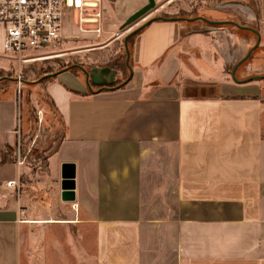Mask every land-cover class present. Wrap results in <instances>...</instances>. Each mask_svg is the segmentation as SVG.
Listing matches in <instances>:
<instances>
[{"label":"crops","instance_id":"0c3cea01","mask_svg":"<svg viewBox=\"0 0 264 264\" xmlns=\"http://www.w3.org/2000/svg\"><path fill=\"white\" fill-rule=\"evenodd\" d=\"M119 2L105 0L93 48L121 40L117 29L148 0L122 22ZM195 2L189 18L219 22H149L120 86L102 88L116 75L107 66L91 82L69 69L44 86L63 132L28 184L22 160L0 166V264H264V0ZM246 27L259 31L257 47ZM22 135L21 97L0 87V153L20 152Z\"/></svg>","mask_w":264,"mask_h":264},{"label":"rangeland","instance_id":"374dc122","mask_svg":"<svg viewBox=\"0 0 264 264\" xmlns=\"http://www.w3.org/2000/svg\"><path fill=\"white\" fill-rule=\"evenodd\" d=\"M110 1L106 0L108 7H111ZM118 1L120 2L117 4L116 10L114 9L113 12L115 13V19H118L120 22H122L121 20H123L125 14L133 9L138 0ZM178 3L180 9L177 11L172 7L162 10L155 9L154 11H151L146 17L139 19L131 25L125 26L123 28L120 26L117 29V33L123 34V37H121V42L116 44L113 47V50L104 53V55H106V57L121 55V53L124 52L122 43L125 39V36L132 30L145 23L144 20L149 16H176L179 14L180 10H183L186 14H190V11L193 9H191V7H195L197 4L195 0H178ZM129 17H127V19ZM127 19H125L123 22L125 23ZM61 33L63 38L71 36H79L80 38L63 41L55 46H47L42 49H33L21 56L5 55L0 58V87L6 89H16L17 95L21 97L23 111L22 136L24 138L21 140L20 152L15 151V154L13 152V155L15 156L16 161L19 159L24 163L23 167L25 170L23 174L25 177V182L38 177L39 174L44 173L47 168L48 157L55 150L63 132L62 119L57 112L54 113L53 110H51L50 103H48L49 100L43 96V89L47 84L46 79L51 77L50 75L53 73L59 71V68L67 63H75L77 60H83L82 62H84V64L92 65L94 58L91 56L87 57L85 54L88 53L89 49L93 48V46H98L95 43L101 40L98 38L99 35L95 33L78 32L76 27L73 25L70 15H65ZM107 36L109 35L102 37L104 41L98 44H105V42H107ZM73 55H77V58H74ZM57 56L61 57L63 60H61L62 63L55 62ZM71 56L72 58H70ZM101 57H103V54ZM22 59L27 60L23 61ZM98 59L101 60L100 57H98ZM102 65L99 64L96 66L99 67ZM18 75H21L22 80L21 92L18 91L17 86ZM24 78L26 80H24ZM27 79L30 81V84H27ZM235 79H237V76H235ZM31 106L36 110L35 116L37 120L34 119V117L29 119L28 109Z\"/></svg>","mask_w":264,"mask_h":264},{"label":"built area","instance_id":"2783aa9c","mask_svg":"<svg viewBox=\"0 0 264 264\" xmlns=\"http://www.w3.org/2000/svg\"><path fill=\"white\" fill-rule=\"evenodd\" d=\"M105 14V0H0V22L6 28L4 51L21 56L33 49L79 39V36L62 37L65 15L71 16L78 32H91L100 37ZM17 86L21 92V75H18ZM14 183L10 181L8 185Z\"/></svg>","mask_w":264,"mask_h":264},{"label":"trees","instance_id":"16d2710c","mask_svg":"<svg viewBox=\"0 0 264 264\" xmlns=\"http://www.w3.org/2000/svg\"><path fill=\"white\" fill-rule=\"evenodd\" d=\"M188 15H189L188 13L186 14V13H184L183 10H180L179 14L176 15V16L177 17H184V16H188ZM139 32H141V30ZM137 34L129 37L128 44H129L130 51H131L132 44H133L134 39L137 36ZM119 42H121V40L114 42L113 46H111V47H107V48H104V49H98V50H94V51L91 50L88 53H86L85 55L87 57L91 56L92 58H94L93 62H92V65H86V64H84V62H82L83 60H77V62H75V63L64 64L61 68H59V70H62L64 68H66L67 66L73 65V64H81L82 66H84L86 68H92V69L93 68H97L98 66H96V65L104 64L102 66L110 67V68H112V69H114L116 71V75L114 77V80H113V82L110 85H117V84L123 82L129 76V73H130V70H129V68L127 66V63H126L127 54H126V51H125L126 49H125L124 41L122 43V45H123L122 47L124 48V50H123L124 52L121 53V55L111 56V54H110L111 57H106V55H104V53L113 50V47L116 44H119ZM110 53H112V52H110ZM102 54H103V57H101ZM73 56H74V58H77V55H73ZM98 57H100L101 60L98 59ZM56 58L57 59H55V62L62 63L63 60L61 59V57H56ZM70 58H72V56ZM129 63L132 66L131 58L129 59ZM94 66H96V67H94ZM102 66H99V67H102ZM70 70L75 72V73H82L78 66H73L72 68H70ZM120 74H121V76H120ZM54 77L55 76H51V77L47 78L46 79L47 82L51 81ZM24 80H26V79L24 78ZM29 82L30 81H28V79H27V84H30ZM50 106H51V108H53V112L54 113L57 112V109H56L53 101H51V100H50ZM35 111L36 110H35L34 107H32V106L29 107V109H28L29 119L34 117V119L37 120V118L35 116V114H36ZM36 120H35V122H36ZM23 138L24 137L22 136V139ZM15 151H16V149L14 147H12V146H8L5 150L1 151V153H0V166L5 164V163L15 162L16 161L15 160V156L13 155V152L15 154ZM24 178H25L24 174H22L21 175V183H25L26 184V183H29L32 180L31 179V180H28L27 182H25Z\"/></svg>","mask_w":264,"mask_h":264},{"label":"water","instance_id":"95a60500","mask_svg":"<svg viewBox=\"0 0 264 264\" xmlns=\"http://www.w3.org/2000/svg\"><path fill=\"white\" fill-rule=\"evenodd\" d=\"M156 1L155 0H148V3L145 4L143 7H141L140 9H138L135 13H133L132 15H130V17L125 21V23H123L122 25V28L125 27V26H128V25H131L132 23H135L136 21H138L139 19L141 18H144L146 17L151 11H154L156 9ZM167 17H164V16H156V17H153L152 19H149L148 21H146L145 23H143L142 25H140L139 27H137L136 29L132 30L130 33H128L126 36H125V41H124V44H125V49H126V54H127V58H126V63L128 64V67L130 69V76L126 79V81L129 80V78L132 77L133 75V70H132V67L129 63V57H130V50H129V45H128V39L130 36H132L133 34L135 33H138L140 30H142L146 25L149 24V22H152L156 19H166ZM196 18H200L202 20H205L207 22H212V23H218L217 21H211L203 16H198V17H194V18H189V17H176L175 19H184V20H193V19H196ZM227 22H231V23H234L236 25H238L237 23L235 22H232V21H227ZM239 26V25H238ZM252 31H254L257 36H258V40L255 44V47H257L259 45V42H260V33L258 30L254 29V28H250V27H246ZM254 47V48H255ZM253 48L248 52V54L241 60L239 61L232 69V76L233 78L235 79V71L237 69V67L242 63L244 62L247 57L251 54ZM72 66H68L62 70H69ZM62 70H59L55 73H53L52 75L50 76H54V75H57L60 71ZM97 69H92L91 72H87L85 71L86 73V79L87 81L89 82V78L91 80H95V77L96 75L94 74V72L96 71ZM264 76V75H263ZM263 76L261 75H256V76H253L251 77L250 79H247V80H251V79H257V78H263ZM237 80V79H235ZM123 84V83H121ZM120 84V85H121ZM118 85V86H120ZM102 88H110L108 86V84H105ZM68 179L64 181L63 183V198L65 200H73L74 199V192H73V189H74V183H73V180H71L73 178V175L70 176V177H67Z\"/></svg>","mask_w":264,"mask_h":264},{"label":"flooded vegetation","instance_id":"af4514ba","mask_svg":"<svg viewBox=\"0 0 264 264\" xmlns=\"http://www.w3.org/2000/svg\"><path fill=\"white\" fill-rule=\"evenodd\" d=\"M157 6V5H156ZM156 9H158V6L156 7ZM129 40V39H128ZM125 41V40H124ZM129 45V44H128ZM98 50V49H102V48H97V47H94V48H92V49H89V51L90 50ZM57 57H60V56H57ZM72 67L73 66H78L79 68H80V70H81V72L86 76V73H85V71H87V72H91V70H92V68H86V67H84V66H82V65H77V64H73V65H71ZM127 66H128V64H127ZM71 67V68H72ZM129 68V67H128ZM94 69V68H93ZM114 70V69H113ZM130 70V69H129ZM127 79V78H126ZM114 80V79H113ZM89 82H91V79L89 78ZM113 82V81H112ZM111 82V83H112ZM110 83V84H111ZM122 83V82H121ZM121 83H119V84H117V85H120ZM110 84H108V86L109 87H111V86H114V85H110Z\"/></svg>","mask_w":264,"mask_h":264}]
</instances>
